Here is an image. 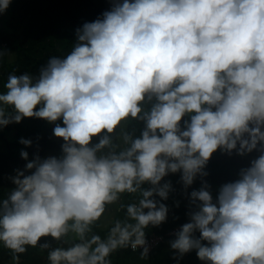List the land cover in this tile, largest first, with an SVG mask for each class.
Listing matches in <instances>:
<instances>
[{"label": "clouds", "instance_id": "1", "mask_svg": "<svg viewBox=\"0 0 264 264\" xmlns=\"http://www.w3.org/2000/svg\"><path fill=\"white\" fill-rule=\"evenodd\" d=\"M109 3L74 29L64 56L7 77L0 130L41 119L61 143L44 157L39 145L31 159L20 150L25 164L0 197V244L16 261L29 247L50 249V264H110L127 247L146 259L145 229L167 221V178L178 174L187 221L168 241L176 264L193 251L201 264H264V0ZM216 153L250 158L213 187ZM125 193L138 194L120 204L126 218L93 233ZM69 233L81 243L52 247Z\"/></svg>", "mask_w": 264, "mask_h": 264}, {"label": "trees", "instance_id": "2", "mask_svg": "<svg viewBox=\"0 0 264 264\" xmlns=\"http://www.w3.org/2000/svg\"><path fill=\"white\" fill-rule=\"evenodd\" d=\"M110 7L109 0H12L7 11L0 15V47L3 56L0 57V93L6 91L4 84L10 73L19 75L25 71L36 73L38 68L51 56H64L74 44V29L85 21L96 19ZM53 125L35 118H25L20 123H13L0 130V197H5L12 185L8 176L15 174V169L23 168L25 161L19 153L21 149L29 152V159L37 151L44 157L58 154L61 141L52 135ZM127 130L140 125L136 121L126 122ZM119 130H117V135ZM12 134L11 136H9ZM23 137L33 141L32 146L25 147L18 141ZM39 138V139H37ZM254 155V154H253ZM250 158V157H249ZM249 158L233 156L231 158L216 153L209 161L207 180L215 187L228 180L235 179L239 167L247 164ZM170 179L176 192L171 193L166 201L170 212L166 222L159 227L145 229L146 236L157 235L161 238L149 251V257L142 259L139 249L131 247L117 249L109 256L110 264H176L172 258V250L168 241L173 238V229H177L187 221V200L180 194L181 185L177 183L178 174ZM192 187H199L197 180ZM191 191V189H189ZM174 200L180 201V206L173 205ZM138 202V194L122 195L121 200L110 206L105 215L93 228V233L106 237L109 228L117 220L126 218L120 204ZM178 217L174 219L173 217ZM198 235V234H197ZM44 239H49L45 237ZM53 248L72 249L81 243L74 234L69 233L61 241H52ZM50 249L29 247L19 255V260L13 259L11 250L0 244V264H50L48 253ZM179 264H201L195 251L185 254Z\"/></svg>", "mask_w": 264, "mask_h": 264}, {"label": "built area", "instance_id": "3", "mask_svg": "<svg viewBox=\"0 0 264 264\" xmlns=\"http://www.w3.org/2000/svg\"><path fill=\"white\" fill-rule=\"evenodd\" d=\"M146 238H147V242L149 244L150 249L161 239L157 235H149V236H146Z\"/></svg>", "mask_w": 264, "mask_h": 264}, {"label": "rangeland", "instance_id": "4", "mask_svg": "<svg viewBox=\"0 0 264 264\" xmlns=\"http://www.w3.org/2000/svg\"><path fill=\"white\" fill-rule=\"evenodd\" d=\"M12 134H10L9 136H11ZM173 232H174V229H173Z\"/></svg>", "mask_w": 264, "mask_h": 264}]
</instances>
